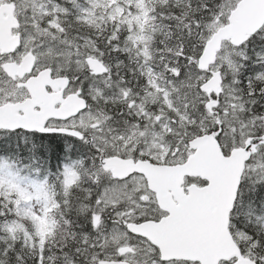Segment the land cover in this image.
I'll return each mask as SVG.
<instances>
[{
  "label": "snow or ice",
  "instance_id": "6c2138e0",
  "mask_svg": "<svg viewBox=\"0 0 264 264\" xmlns=\"http://www.w3.org/2000/svg\"><path fill=\"white\" fill-rule=\"evenodd\" d=\"M0 264H264V0H0Z\"/></svg>",
  "mask_w": 264,
  "mask_h": 264
}]
</instances>
